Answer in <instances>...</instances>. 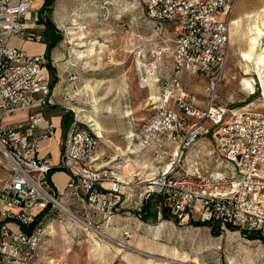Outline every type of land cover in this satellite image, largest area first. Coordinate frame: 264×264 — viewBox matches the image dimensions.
<instances>
[{"label": "built area", "instance_id": "built-area-1", "mask_svg": "<svg viewBox=\"0 0 264 264\" xmlns=\"http://www.w3.org/2000/svg\"><path fill=\"white\" fill-rule=\"evenodd\" d=\"M36 0H0V264H31L40 238L37 215L70 205L87 227L109 226L121 206L123 186L118 166L103 164L97 155L100 135L77 119L70 123L53 166L39 157L38 141L51 138L55 127L42 114L50 87L47 59L27 54L9 43L11 36L41 41L27 31L26 16ZM236 0H145V15L156 28L171 26V69L162 79L151 114L135 134L140 150L157 163L158 175L148 189L162 197L163 208L187 219H215L222 225L256 231L264 239V113L252 108H228L217 100L229 56L230 26ZM163 50L157 51L161 58ZM207 79L199 104L180 80L181 72ZM41 94V96H38ZM19 108L25 120L1 123ZM210 134L225 170L200 173L201 166L184 164L202 135ZM183 159V161H182ZM67 173L63 190L53 183L52 169ZM70 201L66 205L62 198ZM71 211V210H70ZM73 213V212H72ZM125 237L128 234L125 233ZM126 246L124 240L116 241Z\"/></svg>", "mask_w": 264, "mask_h": 264}, {"label": "rangeland", "instance_id": "rangeland-1", "mask_svg": "<svg viewBox=\"0 0 264 264\" xmlns=\"http://www.w3.org/2000/svg\"><path fill=\"white\" fill-rule=\"evenodd\" d=\"M43 15L60 36L50 58L58 79L53 100L72 112V120L100 135L97 150L103 159L115 157L107 164L120 165L121 178L133 184L136 192L132 200L121 201L109 226L87 228L77 220L82 219L81 210L75 212L72 205L69 210L77 219L59 206L47 209L39 220L41 238L31 264H264V241L256 231L230 228L196 215L175 219L157 195L148 202L150 216L138 215L141 193L158 174L154 169L141 171L143 161L135 162L140 157L130 154L127 145L135 144L131 137L152 113L162 79L170 72L175 36L171 26L156 28L145 15V0H53ZM231 18L235 22L230 26L229 56L217 100L228 108L264 113V63L259 64L263 73L256 69V55L264 52V27L256 37L252 58L243 55L254 35L250 27L264 20V0H236ZM22 39L20 49L27 54H34L39 44L45 48L43 40ZM159 49L163 50L161 58H157ZM180 79L189 92L205 100L206 77L183 70ZM192 148L184 164L197 162L201 174L228 167L221 162L210 134L202 135ZM3 183L0 169V190ZM62 201L67 205L70 200L64 197ZM1 202L0 196V206ZM190 219L209 224L194 225ZM118 240L126 246L119 249Z\"/></svg>", "mask_w": 264, "mask_h": 264}, {"label": "crops", "instance_id": "crops-1", "mask_svg": "<svg viewBox=\"0 0 264 264\" xmlns=\"http://www.w3.org/2000/svg\"><path fill=\"white\" fill-rule=\"evenodd\" d=\"M42 2H43V0H40V2H39V0L34 1V3H33V8H34L33 10L34 11L29 12V16H28V18H26L25 23L27 26V31L32 32V33L41 34L43 36L42 40L45 41L46 36H47V30H46L44 23L41 22L40 17L38 16V9L40 8ZM44 30L46 31L45 37H44V33H43ZM22 38H25V37L11 36L9 38V43L20 48L22 45V42H23ZM53 49H54V47L49 51V54L47 56L46 52H45L46 51V44H45V48H43L42 44H39L38 48L32 52L34 54L44 55L47 59V63L48 62L51 63L50 58H52L51 53H52ZM181 82H182V80H181ZM55 84H56V82H55ZM55 84L52 87H49L48 94L45 97L46 103L42 109L43 116L46 119L50 120L55 127L54 135L51 138H44V139L39 140L38 141V152L36 153L39 157L47 158L53 166L57 165V163L59 162L60 154H61V143H62L63 137H64V135H65V133L69 127V126H67L65 131H64V128L62 127V116L65 114V116H67V118L69 117V115L67 114V107L62 105L60 102L53 100ZM38 96H41V94H38ZM199 104L200 105L202 104L200 100H199ZM28 113H29L28 108H19V109L15 110L14 113L11 114L10 116L4 117L1 120V123H16L18 121L25 120L28 116ZM131 138L135 140V144L127 145V148H128V151L130 150L129 151L130 154L133 153V154L140 157V159L135 158V162L136 161L137 162L143 161V164L141 166V171L142 170L147 171L148 169H154L155 172H158L159 167H158L157 163L153 160L150 153L147 151H143V150L141 151L140 150L138 140L136 139L137 137H135V138L131 137ZM192 149L190 151H192ZM97 155L101 158V160L103 161L102 162L103 164H106L107 162H109L115 158V157H112L111 159H109V158L103 159L104 154L99 152L98 150H97ZM190 155H192V154L190 153ZM141 159H143V160H141ZM114 163H116V162H114ZM119 166L120 165H118V167ZM118 171H119V168H118ZM123 172H124V170H123ZM123 175H125V174H123ZM118 176L121 178L120 174H118ZM52 179H53V183L56 186V188L61 191L64 189V187L66 185L67 173L63 170H60V169L56 170L55 172L52 173ZM125 183L126 184L123 186V194L121 197L122 203L127 199L132 200L131 195L135 194V192H136V190L134 189L135 186L133 184L129 183L128 181L127 182L125 181ZM148 185L146 183V185H145L146 187L143 190V192L141 193L139 203H141L142 206L143 205L148 206L149 200L154 195H157L160 198V200H162L161 196L158 193H156L155 191L150 190V189L147 190ZM161 203H162V201H161ZM141 208H140V210H141ZM160 211H161V208H160ZM160 211H158L159 214H160ZM156 212L157 211L155 210L154 213H156ZM138 215H139V213H138ZM114 221H115V216L113 217L111 224L114 223Z\"/></svg>", "mask_w": 264, "mask_h": 264}, {"label": "trees", "instance_id": "trees-1", "mask_svg": "<svg viewBox=\"0 0 264 264\" xmlns=\"http://www.w3.org/2000/svg\"><path fill=\"white\" fill-rule=\"evenodd\" d=\"M52 1L53 0H43L40 8L38 9V12L40 11V20L41 22L44 23L45 27H46V30H47V36H46V40H45V44H46V55L48 56L49 54V51L57 44V42L60 40V36L58 35V31L55 29L53 23L51 20L47 19L46 16H44L43 14H45V12L51 8V5H52ZM45 11V12H44ZM44 12V13H43ZM47 67H48V70H49V73L51 75V81H50V87H52L55 82H57V77H56V74H55V69L54 67L51 65L50 62L47 63ZM71 111H67V114L69 115V117L67 118V116H65V114L62 116V127L64 128V131L65 129L67 128V126L70 125V123L72 122V119H71ZM66 114V115H67ZM56 170H59V169H52L51 173L55 172ZM45 211H41L35 221L33 222V224L31 225L30 228H33L40 220V218L45 214ZM148 209H147V205H143L139 214H140V217L141 218H148L150 215H147L148 214ZM162 214L163 216H165V212L162 211ZM176 219V217H174ZM189 222L191 224H194V225H202V224H209L207 221H193L192 219L189 220ZM228 227L230 228H233L231 227V225H228ZM243 234H245L246 236H249L250 238H255L256 236L252 235L251 232H246V231H242ZM258 234V232H257ZM258 237L261 238L263 241L264 239L261 237V235L258 234Z\"/></svg>", "mask_w": 264, "mask_h": 264}, {"label": "bare ground", "instance_id": "bare-ground-1", "mask_svg": "<svg viewBox=\"0 0 264 264\" xmlns=\"http://www.w3.org/2000/svg\"><path fill=\"white\" fill-rule=\"evenodd\" d=\"M232 22H235V19L232 20ZM263 27H264V20L261 21L260 24L255 23L250 27L251 28L250 30H253L254 35L251 36V39H250L249 51L243 53L244 57H246L249 60L252 58V55L254 53V48H255V44H256V37L263 33ZM263 63H264V52L261 51L260 53H258L256 55V69L258 70L259 74L263 73V68H261L259 65V64H263ZM262 85H263V89H264V78L262 79ZM248 86H250L252 88L251 83H248ZM57 206H59L63 211L67 212L69 215L74 216L73 213L70 210H68L65 206H63L62 204H58ZM74 218H76V217H74ZM77 220H79V219H77ZM118 248L121 249L120 247H118Z\"/></svg>", "mask_w": 264, "mask_h": 264}]
</instances>
